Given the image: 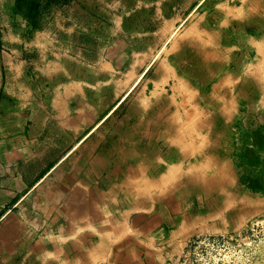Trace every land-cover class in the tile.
I'll use <instances>...</instances> for the list:
<instances>
[{"label": "rangeland", "instance_id": "obj_1", "mask_svg": "<svg viewBox=\"0 0 264 264\" xmlns=\"http://www.w3.org/2000/svg\"><path fill=\"white\" fill-rule=\"evenodd\" d=\"M244 1L14 0L4 15L0 7L1 50L22 77L38 80L70 60L147 68L111 118L114 130L126 112L143 111L142 139L131 141L127 126L136 148L109 183L120 196L87 206L63 190L25 216L16 210L0 222V264H264V21L234 37L220 6L246 18ZM157 119L155 174L139 166Z\"/></svg>", "mask_w": 264, "mask_h": 264}, {"label": "crops", "instance_id": "obj_2", "mask_svg": "<svg viewBox=\"0 0 264 264\" xmlns=\"http://www.w3.org/2000/svg\"><path fill=\"white\" fill-rule=\"evenodd\" d=\"M13 2L0 0L2 15L3 8ZM226 2L220 3L222 23L234 37H238L235 31L240 26L246 29L256 20L264 21V0H245L242 6L250 7L252 14L246 18L227 12ZM2 20L3 17L0 19V222L18 209L25 216L27 208L42 206L41 201L61 199L63 190H76L75 196L87 206L89 199L105 200L117 195L109 183L112 179L121 180L112 178L117 173L114 168L127 165V149L136 148L127 146V126L130 125L129 133L134 135L129 138L131 141H137V133L138 141L142 139L143 111L139 105L137 118L135 111L129 118L126 112L114 130L111 118L146 72V65L121 67L120 63L105 58L95 64L70 60L54 64L53 69L46 66L44 77L38 80L25 78L17 72L14 55L1 50ZM230 52L232 48L227 49ZM164 68L176 77L166 61ZM198 76L205 77L201 73ZM252 97L244 95L247 99ZM158 125L157 119L153 123L156 128L147 129L146 137L151 140L146 142V148L142 147L145 149L140 171L143 164L150 163V157L157 155L153 151L159 148ZM167 131L174 135L173 127L166 128L168 136ZM128 200L130 197L124 199L125 203Z\"/></svg>", "mask_w": 264, "mask_h": 264}, {"label": "bare ground", "instance_id": "obj_3", "mask_svg": "<svg viewBox=\"0 0 264 264\" xmlns=\"http://www.w3.org/2000/svg\"><path fill=\"white\" fill-rule=\"evenodd\" d=\"M253 86H255V88L253 89L252 87ZM257 86H256V84H254L253 82H251L250 83V85H249V87L247 86V89H248V91H249V94H250V96H254L255 94H256V91H257V88H256ZM250 88V89H249ZM206 98V97H205ZM205 100V99H204ZM207 100V99H206ZM195 127H199V128H202V123L198 126V125H195ZM194 127V128H195ZM167 134H168V136H171L172 135V133L169 131H167ZM167 155H168V153H167ZM145 165H150V163H146V164H143V166H142V168H144V166ZM148 166H147V168H148ZM163 170V169H162ZM147 171H149L150 173H151V171H152V173H155V174H157L159 171H160V169H159V167L157 166V165H153L152 166V164L149 166V168H148V170ZM155 174H151L152 176L154 175L155 176ZM160 174V173H159ZM149 175V174H148ZM213 178V177H212ZM217 178V177H216ZM193 181H194V179H193ZM193 181H190V183L188 184L189 185V187H190V189H192V190H197V191H202V192H205L206 191V189L205 188H203L202 186H200V185H198V184H196V183H194ZM213 184V183H212ZM214 185H216V184H214ZM213 185V186H214ZM211 186V185H210ZM206 193V195H208L209 193H208V191H206L205 192ZM212 193V192H211ZM211 199H213V198H211ZM207 200H209L208 198H207ZM211 201V200H210ZM121 203V202H120ZM215 205H218V198L215 200V202H213Z\"/></svg>", "mask_w": 264, "mask_h": 264}]
</instances>
